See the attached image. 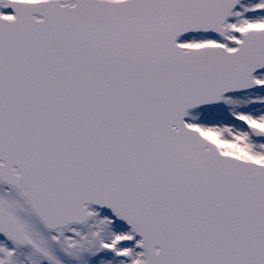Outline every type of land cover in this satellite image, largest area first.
Instances as JSON below:
<instances>
[{
	"label": "snow or ice",
	"instance_id": "6c2138e0",
	"mask_svg": "<svg viewBox=\"0 0 264 264\" xmlns=\"http://www.w3.org/2000/svg\"><path fill=\"white\" fill-rule=\"evenodd\" d=\"M0 264H264V0H0Z\"/></svg>",
	"mask_w": 264,
	"mask_h": 264
}]
</instances>
